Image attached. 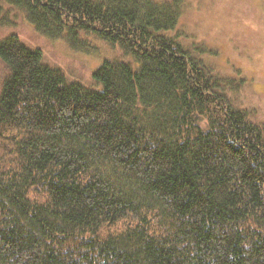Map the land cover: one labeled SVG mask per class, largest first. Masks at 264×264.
I'll return each mask as SVG.
<instances>
[{"label": "trees", "instance_id": "16d2710c", "mask_svg": "<svg viewBox=\"0 0 264 264\" xmlns=\"http://www.w3.org/2000/svg\"><path fill=\"white\" fill-rule=\"evenodd\" d=\"M115 53L82 82L0 35V264H264V92L177 34L183 0H0Z\"/></svg>", "mask_w": 264, "mask_h": 264}, {"label": "rangeland", "instance_id": "374dc122", "mask_svg": "<svg viewBox=\"0 0 264 264\" xmlns=\"http://www.w3.org/2000/svg\"><path fill=\"white\" fill-rule=\"evenodd\" d=\"M177 34L203 41L219 50V58L230 60L248 76L255 74L254 89L264 92V0H183ZM15 32L28 44L42 49L44 57L65 74L87 82L89 74L105 57L115 53L96 41L92 52L72 50L63 40L47 39L37 33L17 10L0 9V35Z\"/></svg>", "mask_w": 264, "mask_h": 264}]
</instances>
